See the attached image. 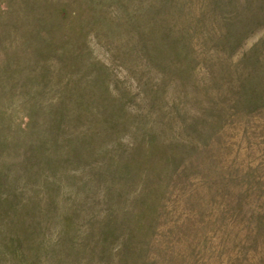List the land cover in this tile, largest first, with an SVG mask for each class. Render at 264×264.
Returning <instances> with one entry per match:
<instances>
[{
	"label": "rangeland",
	"instance_id": "374dc122",
	"mask_svg": "<svg viewBox=\"0 0 264 264\" xmlns=\"http://www.w3.org/2000/svg\"><path fill=\"white\" fill-rule=\"evenodd\" d=\"M0 264H264V0H0Z\"/></svg>",
	"mask_w": 264,
	"mask_h": 264
}]
</instances>
